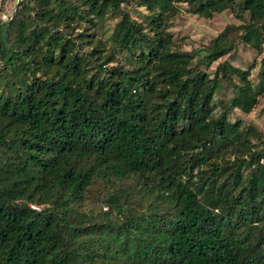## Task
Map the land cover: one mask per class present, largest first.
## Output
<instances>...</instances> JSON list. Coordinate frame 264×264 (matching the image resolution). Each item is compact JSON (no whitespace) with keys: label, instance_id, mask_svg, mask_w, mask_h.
Instances as JSON below:
<instances>
[{"label":"trees","instance_id":"1","mask_svg":"<svg viewBox=\"0 0 264 264\" xmlns=\"http://www.w3.org/2000/svg\"><path fill=\"white\" fill-rule=\"evenodd\" d=\"M178 3L247 16L257 83L201 69L234 50L225 31L180 50ZM260 96L264 0L19 1L0 21V264H264V135L229 118Z\"/></svg>","mask_w":264,"mask_h":264},{"label":"rangeland","instance_id":"2","mask_svg":"<svg viewBox=\"0 0 264 264\" xmlns=\"http://www.w3.org/2000/svg\"><path fill=\"white\" fill-rule=\"evenodd\" d=\"M21 0H0V21L9 18L17 3ZM179 12L169 21L167 31L173 36L174 41L181 47L182 51H198L202 45H207L211 39L216 37L220 32L225 31L229 38L236 41L235 48L229 54L222 56L210 67L201 66V69L212 75L215 66L218 62L227 61L231 65L249 70V78L253 83H257V74L260 67L261 54H257L255 50L239 40V34L242 30L241 26L244 20L247 19L243 15L242 19L236 18L230 9L224 10L221 13H215L210 18H204L196 15L192 11V7L186 3H178ZM131 15L136 18H141L138 11L132 10ZM119 20V16H110L104 22L105 34L107 37L112 31L113 25ZM199 51L198 53H202ZM234 81L237 82L235 78ZM234 93V88L227 82H223L221 89L215 94V102H220L223 98H229ZM230 120L240 119L245 124H250L264 135V96L259 97L258 104L249 114H244L238 109H235L229 114ZM100 206V205H99ZM98 206V207H99ZM97 207V209H99ZM101 211L107 212L109 207L107 204L100 206Z\"/></svg>","mask_w":264,"mask_h":264},{"label":"built area","instance_id":"3","mask_svg":"<svg viewBox=\"0 0 264 264\" xmlns=\"http://www.w3.org/2000/svg\"><path fill=\"white\" fill-rule=\"evenodd\" d=\"M34 207V206H33Z\"/></svg>","mask_w":264,"mask_h":264}]
</instances>
